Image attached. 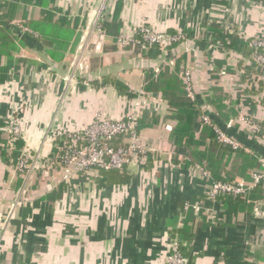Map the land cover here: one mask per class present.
I'll use <instances>...</instances> for the list:
<instances>
[{
	"label": "crops",
	"instance_id": "crops-1",
	"mask_svg": "<svg viewBox=\"0 0 264 264\" xmlns=\"http://www.w3.org/2000/svg\"><path fill=\"white\" fill-rule=\"evenodd\" d=\"M3 2L0 37L11 43L8 56L0 55V121L20 127L22 150L52 151L44 138L54 125L74 132L98 117L121 120L137 112L138 138L155 160L144 170L126 167L123 184L102 175L115 171H101L72 187L54 184L52 172L21 176L0 146V264H163L174 240L189 264H264V180L252 182L264 160L254 130L264 123V68L255 69L215 35L264 42V2L51 0L49 8L57 10L51 21L64 24L62 39L58 30L31 31L29 24H50L39 8L6 1L7 10ZM141 26L192 38L149 58L130 41ZM55 36L57 44L50 45ZM70 67L75 72L66 80ZM186 70L189 99L199 110L192 127L197 150L209 149L199 122L206 116L243 154L228 158L218 151L209 166L191 158L195 146L175 143L176 111L160 91L165 77L185 91ZM149 74L165 77L151 83ZM104 77L125 85L131 97L102 84ZM253 77L259 79L255 89L249 87ZM199 168L252 188L245 197L210 200Z\"/></svg>",
	"mask_w": 264,
	"mask_h": 264
},
{
	"label": "built area",
	"instance_id": "built-area-1",
	"mask_svg": "<svg viewBox=\"0 0 264 264\" xmlns=\"http://www.w3.org/2000/svg\"><path fill=\"white\" fill-rule=\"evenodd\" d=\"M102 10H104L103 5L100 11ZM99 15L100 12L97 14L95 27L98 26V22L101 20ZM138 32L140 34L139 38L135 37L130 41L141 50H148L153 45L163 50L173 44L185 41L182 32L170 35L157 32L148 26H141L136 35ZM119 41L123 45L128 44L127 38H120ZM252 44L255 50L263 49V44L259 41L254 40ZM251 60L256 64L263 63L264 65V55L258 52L252 55ZM74 72L75 68L70 67L69 77L66 80H70L69 78ZM182 82L188 98L193 100L190 76L185 75ZM140 119L137 112L131 113L121 120L98 117L87 127L74 132L54 125L44 138L45 143L50 145L52 151L48 154L36 153L32 155L27 149H23L16 160L14 168L17 173L26 178L36 173H39L42 177H48L51 172L55 173L58 177L54 180V184H65L67 186L72 185L73 181L79 180L80 177L86 180L96 177L98 172L101 171L121 172L128 166L142 170L149 157L151 158L154 155L138 138ZM199 122L207 125L211 124L209 118L205 116L200 118ZM214 129L216 131V128ZM260 131H264V126L261 127ZM0 133L8 138L5 144L0 145L4 150L12 152L15 142L22 141L23 134L16 124L0 126ZM216 133L218 135L217 131ZM117 141L118 145H114ZM219 141L227 145L230 144L224 135H221ZM233 149H237V146ZM261 166L260 173L252 175L253 184H259L264 180V160H261ZM199 172L202 181L210 184L208 191L210 200L229 195L245 197L252 188L244 183L215 182L209 171L199 168ZM163 264H189L188 259L180 252L176 240L169 244Z\"/></svg>",
	"mask_w": 264,
	"mask_h": 264
},
{
	"label": "trees",
	"instance_id": "trees-1",
	"mask_svg": "<svg viewBox=\"0 0 264 264\" xmlns=\"http://www.w3.org/2000/svg\"><path fill=\"white\" fill-rule=\"evenodd\" d=\"M10 3V5H15L13 3H18L21 2L22 4H27V5H32L33 7H37L40 9L41 14L42 15H46L49 17V23L50 24H44V23H39V24H29L30 25V29L32 32H36L39 35L44 34V32H46V29L49 30V33H51V35H55V33L57 32V30L59 31V38H63V33H62V27H63V23L62 21L60 23L58 22H52V12L55 11L57 12V10L55 8H49V5L51 4V0H5V2H3L4 4L2 5L4 8H7V10L9 9L7 6H9V4H7V2ZM48 2L50 4H48ZM52 11V12H51ZM105 24V22H103ZM103 24V26H104ZM49 26V27H48ZM176 32H170V35L175 34ZM185 39H187L186 37L192 38V34L190 32H182ZM214 35V32H213ZM216 38H220L221 40L218 41L219 44L224 45L226 48L229 49H233L236 52H238L240 55H242L244 58L251 60L252 55L255 52H258L259 54L264 55V50L263 49H259V50H255V48L253 47V41L254 40H240L238 38L232 37L230 34L225 33L224 35L222 34H215ZM140 34L139 32L137 33L136 37L139 38ZM56 36L52 37L49 40L50 45H55L58 42V39ZM215 41H217L215 39ZM228 41V44H226ZM10 39H5L0 37V55L1 54H7L6 56H8V51L10 49ZM162 50L158 48V46L153 45L151 46L148 50H142V55H145V57H156L159 55V53ZM54 56V55H52ZM54 58V57H53ZM149 82L151 83H158L160 82L161 77L164 78L165 76L160 75H153V74H149L148 76ZM7 79L6 77L4 78V80ZM3 80V78L0 77V81ZM163 84L165 85V87L160 91L163 94L164 99L167 101L168 105L175 109V118L177 119L179 125L177 127V129L173 132V138L175 139V143L179 146L181 145H185L189 150L190 148H192L193 146H195V148H192V151H189V154L191 156V158L195 161H198L199 163L205 161L207 162V164L209 166H212L213 162H214V158H216V153H218V151H221L223 153H225L228 158L231 157V154L236 152V155L238 154H243L242 152H240V150H235L233 149L230 145L224 144L222 142H220L218 140V135L214 129L213 124L207 125L204 124V128L207 129V133H206V137L210 142L209 145V149L206 152H199L197 150V146L200 145V143H196L194 142V134H193V124L196 120V116L197 114H199V110L196 108L195 103L193 101H191L188 97L187 94L185 93V91L183 90V87L181 89H179V86L177 85V83L175 82L174 79H167L166 77L163 79ZM102 84H109L111 86H113L115 88V90L117 91V93L121 96H126V97H131V94L128 91V88L121 84L118 80L111 78V77H104ZM176 84V87H174ZM96 85V84H95ZM5 124L3 122L0 121V126H4ZM262 126H264V123H262ZM4 135V134H3ZM0 145L5 144L6 140L8 139L5 135L4 138L2 136V134H0ZM114 145H118V141L114 143ZM23 148V143L22 141L18 140L15 142V146H14V150L11 151H7L2 149L3 152V158L7 159L8 161H10V163H12V165L15 166L16 164V160L20 155V152ZM153 159L155 160L154 156H152L151 158L149 157L148 162L149 164H151V162H153ZM193 161V162H195ZM147 162V163H148ZM147 165V164H146ZM143 167V170L146 169L147 167ZM209 170L212 171L211 167H209ZM107 172V171H106ZM103 176L107 177V179H110L111 181H113L116 184H123L127 182V178H126V171L125 169L123 171H115V172H110V173H103ZM212 176V174H211ZM215 177V178H214ZM213 181L215 182H227V183H232L226 180H217L218 179V174H215L212 176ZM241 198V197H239ZM176 231H174L175 233Z\"/></svg>",
	"mask_w": 264,
	"mask_h": 264
},
{
	"label": "rangeland",
	"instance_id": "rangeland-1",
	"mask_svg": "<svg viewBox=\"0 0 264 264\" xmlns=\"http://www.w3.org/2000/svg\"><path fill=\"white\" fill-rule=\"evenodd\" d=\"M260 1H263L264 2V0H260ZM255 41H259V42H261L262 44H263V48H264V42L262 41V40H260V39H255ZM251 61V63H253L254 64V67H255V69H262V68H264V65H263V63H259V64H256V63H254L252 60H250ZM185 75H189V76H191L190 75V71L189 70H186V71H184V72H182V76H181V78H182V80H183V78L185 77ZM259 79L257 78V77H253V78H251V80H250V88L251 87H254V89L255 88H257L258 87V83H259V81H258ZM206 117V116H205ZM207 118V117H206ZM245 121V120H244ZM246 122V121H245ZM254 127H257V125L255 124V125H253V128ZM254 130L255 131H257L258 132V135H260V137H261V141L263 142V144H264V131H260V129L259 128H254ZM216 131L218 132V140H220V138H221V135H224L223 133H221L218 129H216ZM225 136V135H224ZM225 138H227L228 140H229V142H230V144L229 145H231L233 148H235L236 146H237V148L239 147V144H237L236 142H233L232 140H230V138H228L227 136H225Z\"/></svg>",
	"mask_w": 264,
	"mask_h": 264
}]
</instances>
